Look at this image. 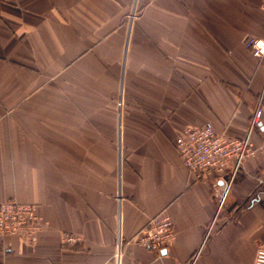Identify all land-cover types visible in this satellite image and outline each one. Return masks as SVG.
Returning a JSON list of instances; mask_svg holds the SVG:
<instances>
[{
    "label": "crops",
    "instance_id": "1",
    "mask_svg": "<svg viewBox=\"0 0 264 264\" xmlns=\"http://www.w3.org/2000/svg\"><path fill=\"white\" fill-rule=\"evenodd\" d=\"M251 36L264 39V0H0V201L44 221L36 243L0 239V264H116L119 238L120 264H253L264 54ZM258 105L256 153L234 174L185 167L187 126L243 138ZM159 213L174 241H131Z\"/></svg>",
    "mask_w": 264,
    "mask_h": 264
},
{
    "label": "built area",
    "instance_id": "2",
    "mask_svg": "<svg viewBox=\"0 0 264 264\" xmlns=\"http://www.w3.org/2000/svg\"><path fill=\"white\" fill-rule=\"evenodd\" d=\"M246 47L251 53L260 57L264 54V39L251 36L246 40ZM262 107L254 111L250 131L243 138L230 137L215 131L211 123L201 126H187L183 133L175 139V146L185 167L198 177L208 179L214 174H223L232 166L233 174L244 161L256 153L251 133L259 123ZM44 221L35 203L19 202L15 199L0 201V239L19 236L29 243H36ZM176 231L171 217L159 213L148 220L138 233L131 239L135 243L161 252L175 239ZM78 237L65 234L63 241L76 242ZM122 258V240L119 238L114 253L116 264ZM264 264V247L257 249L254 263Z\"/></svg>",
    "mask_w": 264,
    "mask_h": 264
},
{
    "label": "rangeland",
    "instance_id": "3",
    "mask_svg": "<svg viewBox=\"0 0 264 264\" xmlns=\"http://www.w3.org/2000/svg\"><path fill=\"white\" fill-rule=\"evenodd\" d=\"M133 15H135V12H134V14H133V13H130V14L127 16V18L130 19V17H132ZM121 102H122V100L120 99V101H119V104H120V105H121Z\"/></svg>",
    "mask_w": 264,
    "mask_h": 264
}]
</instances>
